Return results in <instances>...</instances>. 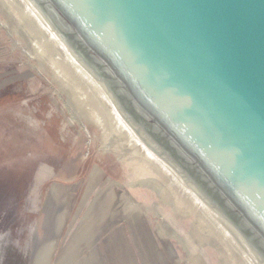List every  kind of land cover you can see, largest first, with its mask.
I'll return each mask as SVG.
<instances>
[{
	"label": "water",
	"instance_id": "1",
	"mask_svg": "<svg viewBox=\"0 0 264 264\" xmlns=\"http://www.w3.org/2000/svg\"><path fill=\"white\" fill-rule=\"evenodd\" d=\"M0 23L97 150L62 155L36 110L0 108V264H102L114 185L192 264H264V0H0Z\"/></svg>",
	"mask_w": 264,
	"mask_h": 264
},
{
	"label": "rangeland",
	"instance_id": "2",
	"mask_svg": "<svg viewBox=\"0 0 264 264\" xmlns=\"http://www.w3.org/2000/svg\"><path fill=\"white\" fill-rule=\"evenodd\" d=\"M36 110L60 154L85 161L97 152L89 120L46 78L0 23V108ZM120 217L102 232V264H163L173 247L179 264H192L188 239L147 199L128 198L114 185Z\"/></svg>",
	"mask_w": 264,
	"mask_h": 264
}]
</instances>
